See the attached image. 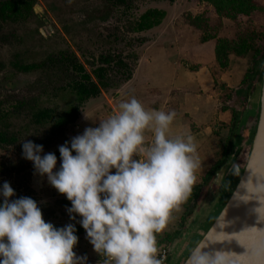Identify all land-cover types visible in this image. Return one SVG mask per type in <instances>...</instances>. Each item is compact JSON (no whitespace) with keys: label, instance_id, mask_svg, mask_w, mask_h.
<instances>
[{"label":"rangeland","instance_id":"rangeland-1","mask_svg":"<svg viewBox=\"0 0 264 264\" xmlns=\"http://www.w3.org/2000/svg\"><path fill=\"white\" fill-rule=\"evenodd\" d=\"M37 1L45 24L33 17L0 27V107L35 99L65 108L46 73H22L14 67L18 62L40 64L69 52L92 74L102 54L111 53L133 68V76L90 100L77 123L48 147L37 144L43 134L23 111L24 117L13 120L24 145L0 148V201L15 209L0 216V264H110L103 252L122 246L128 233L123 210L128 192L154 179L162 162L174 194L156 204L158 238L176 236L175 242L189 226L175 245L169 243L171 264H183L222 206L218 185L200 210L189 196L224 156L232 112L245 98L236 91L247 63L236 60L228 71L216 70L214 42L201 43L186 22L190 12L200 10L196 0H128L129 10L113 0ZM150 9L165 13L161 24L132 32ZM256 25L264 29L260 21ZM144 146L148 158L138 159L132 147L141 154ZM190 210L193 219L181 228ZM119 251V263L147 253L143 248L126 257Z\"/></svg>","mask_w":264,"mask_h":264},{"label":"trees","instance_id":"trees-1","mask_svg":"<svg viewBox=\"0 0 264 264\" xmlns=\"http://www.w3.org/2000/svg\"><path fill=\"white\" fill-rule=\"evenodd\" d=\"M113 2L115 5H122L126 10H129L128 0H113ZM196 3L200 10L190 12L186 22L190 29L199 35L201 43L214 42L216 70L218 69L220 74L226 72L236 60L246 62L247 66L243 71L240 87L236 91L239 97L244 95L245 98L240 107L234 108L232 112V127L224 156L207 174L202 185L190 194V201H194L195 204L199 201L206 183L228 160L233 145V137L242 118L241 108L251 96L256 78L262 76V64L264 62V29H260L256 25L258 21L264 24V0H196ZM34 4H36V0L0 2V21L12 23L27 21L34 15ZM164 18L165 13L163 11L150 9L131 26V31L139 34L150 31L158 27ZM226 20L230 21L231 26L226 24ZM15 67L25 74L35 71L46 73L56 84L55 88H52L54 97L64 100L65 108L60 111L58 106L51 108L35 99L28 103L17 102L8 109L1 106L0 148L14 146L20 149L21 145H24L22 132L18 131V128H15L13 124L14 119L23 115L21 111L25 114L28 124L43 134L42 139L37 144L40 143L41 146L48 147L77 123L81 110L90 100L97 99L104 91L119 89L133 76V68L120 56L111 53L102 54L100 66L95 68L92 74L87 72L75 54L69 52L50 56L40 64L16 65ZM216 85H219V79L216 81ZM231 92L232 90L226 95L227 99L230 98ZM48 102L50 103L49 100ZM30 145L31 148H35L34 142H31ZM166 145L168 143H165ZM66 155L69 156L70 154L66 153ZM66 155L63 158H67ZM155 202L152 203L151 208L159 213V209L154 207ZM13 211L15 209L11 205L0 201V216L10 215ZM191 214L190 210L183 216L181 228L185 227L186 219ZM175 239L176 236H168L164 242L158 240V246L163 245L169 248V243L174 242ZM197 241V239L194 240V242ZM119 248L120 246H117L103 252L107 261V257H110L111 253Z\"/></svg>","mask_w":264,"mask_h":264},{"label":"water","instance_id":"water-1","mask_svg":"<svg viewBox=\"0 0 264 264\" xmlns=\"http://www.w3.org/2000/svg\"><path fill=\"white\" fill-rule=\"evenodd\" d=\"M262 67L241 112L228 160L206 183L195 210L202 209L216 185L221 209L183 264H264V62ZM229 177L233 182L227 187ZM172 250L168 248L170 257Z\"/></svg>","mask_w":264,"mask_h":264},{"label":"built area","instance_id":"built-area-1","mask_svg":"<svg viewBox=\"0 0 264 264\" xmlns=\"http://www.w3.org/2000/svg\"><path fill=\"white\" fill-rule=\"evenodd\" d=\"M132 151L138 159L140 157L142 159L148 158L144 155L147 151L146 146L141 150V154L135 147H132ZM152 164L154 165V162ZM140 165L141 171H146L143 161H140ZM156 166L158 171L154 175V179L146 181L145 184L132 186L133 188L130 189L127 200L123 204L126 217L125 227L128 233L124 237L123 245L114 250L110 257H107L110 264H166L168 260V248L163 245L158 246L160 215L151 207L153 202L171 196L174 192L170 179L166 176V166L163 162L156 164ZM143 248L147 249V253L137 260H131L127 263L117 261L116 256L120 252L119 250L123 249L124 254L122 256L127 257Z\"/></svg>","mask_w":264,"mask_h":264},{"label":"flooded vegetation","instance_id":"flooded-vegetation-1","mask_svg":"<svg viewBox=\"0 0 264 264\" xmlns=\"http://www.w3.org/2000/svg\"><path fill=\"white\" fill-rule=\"evenodd\" d=\"M6 0H0V2H5ZM37 4H38V1L36 0V4H34V6H33V13H34V15L31 17V18H29L27 21H18V22H16V23H12V22H9V21H7V22H3V21H0V27L1 26H4V25H8V24H22V23H26V22H28V21H30L33 17H35V18H37V19H39L40 21L43 19V18H41V16L37 13L38 12V9L36 8V6H37ZM43 21V24H45L46 23V20H42ZM46 30L45 31H40V35H45L46 34ZM20 63L18 62V64L17 63H14V67L16 66V65H19ZM20 65H22V64H20ZM16 68V67H15ZM18 70V69H17ZM19 71V70H18ZM23 73V72H22ZM170 247V246H169ZM168 256V255H167ZM173 259V257H170V256H168V260H167V262H166V264H171V261H173L172 260Z\"/></svg>","mask_w":264,"mask_h":264},{"label":"crops","instance_id":"crops-1","mask_svg":"<svg viewBox=\"0 0 264 264\" xmlns=\"http://www.w3.org/2000/svg\"><path fill=\"white\" fill-rule=\"evenodd\" d=\"M161 200V199H160ZM158 202L156 201L155 203H154V207H158L156 204H157Z\"/></svg>","mask_w":264,"mask_h":264}]
</instances>
